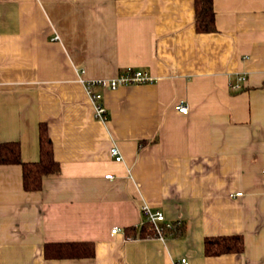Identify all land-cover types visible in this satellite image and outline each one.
<instances>
[{
  "label": "crops",
  "instance_id": "0c3cea01",
  "mask_svg": "<svg viewBox=\"0 0 264 264\" xmlns=\"http://www.w3.org/2000/svg\"><path fill=\"white\" fill-rule=\"evenodd\" d=\"M213 4L217 31L198 34L194 0H0V145L39 161L47 123L61 170L27 192L0 163V264H264V0ZM129 68L153 82L96 87L99 120L81 79ZM147 205L183 232L129 235ZM236 235L243 253H204ZM75 241L94 257L44 258Z\"/></svg>",
  "mask_w": 264,
  "mask_h": 264
},
{
  "label": "trees",
  "instance_id": "16d2710c",
  "mask_svg": "<svg viewBox=\"0 0 264 264\" xmlns=\"http://www.w3.org/2000/svg\"><path fill=\"white\" fill-rule=\"evenodd\" d=\"M194 4L196 32L198 34L215 33L217 27L213 0H194ZM39 127V161L24 162L21 156L20 142H5L0 145V163L22 166L23 186L27 192L42 191L44 179L51 175H57L61 171L60 162H57L54 155V142L50 136L49 126H47V123L42 122ZM183 228V225L177 228V232H183ZM126 232L135 238L148 239L156 237V232L149 223H143L140 229L133 226L128 228ZM172 233V230L165 229L166 236ZM95 248V242L91 241L46 243L44 258L48 260L90 259L95 255ZM244 248L245 238L242 235L213 236L206 238L204 253H206V256H222L223 254L243 253Z\"/></svg>",
  "mask_w": 264,
  "mask_h": 264
},
{
  "label": "built area",
  "instance_id": "2783aa9c",
  "mask_svg": "<svg viewBox=\"0 0 264 264\" xmlns=\"http://www.w3.org/2000/svg\"><path fill=\"white\" fill-rule=\"evenodd\" d=\"M81 74L84 72L81 71ZM154 79H152L151 74L147 70H139V69H132L129 68L125 73L114 77L113 79H99V80H82L84 83L85 88L91 96L92 102L94 103V108L96 110V116L100 120H106L107 110L101 102V94L95 93L94 89L96 87H102L110 90H114L123 86L129 85H143L146 83H152ZM242 81H246V78H241ZM178 111L183 114H188L189 107H187L183 102L176 106ZM110 153L117 161H122L123 156L120 153V150L117 145H113L111 148ZM107 178H112L111 175L106 176ZM144 214V223H149L152 228H154L156 232V237L163 240L166 237L165 229L172 230L173 234L177 233V228L181 227L180 225H175L171 223H167L165 221L164 213L151 208L150 206H145L142 209ZM120 228L113 229V234L119 233ZM129 240L130 237H128ZM183 264H188L186 259L182 260Z\"/></svg>",
  "mask_w": 264,
  "mask_h": 264
}]
</instances>
